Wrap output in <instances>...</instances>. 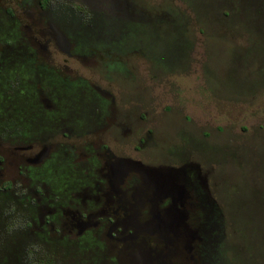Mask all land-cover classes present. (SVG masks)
Masks as SVG:
<instances>
[{
    "label": "flooded vegetation",
    "instance_id": "obj_1",
    "mask_svg": "<svg viewBox=\"0 0 264 264\" xmlns=\"http://www.w3.org/2000/svg\"><path fill=\"white\" fill-rule=\"evenodd\" d=\"M156 3L24 0L27 24L15 9L5 10L8 18L1 25L25 27L30 38L7 42L5 35L0 41V74L12 57L21 60L22 120L28 126L24 147L10 144L9 156L20 153L19 174L28 184H40L24 191L31 224L53 233L64 228L89 254L114 253L112 264H231L224 255L236 253V244L234 238L225 240L223 213L214 198L226 179L224 171L212 172L216 152L184 136L182 149L165 151L171 144L162 158H150L154 130L138 135L154 108L131 113L121 107L116 86L134 77L132 58L152 80L193 65L180 36L185 33ZM76 20L84 27L76 28ZM31 22L39 26L41 41L31 36ZM110 33L118 42L102 43ZM30 84L32 93L24 89ZM32 109L35 116L29 118ZM29 128L38 133L28 136ZM184 131L189 132L178 134L177 145L184 142ZM188 147L209 159L207 168L185 155Z\"/></svg>",
    "mask_w": 264,
    "mask_h": 264
},
{
    "label": "rangeland",
    "instance_id": "obj_2",
    "mask_svg": "<svg viewBox=\"0 0 264 264\" xmlns=\"http://www.w3.org/2000/svg\"><path fill=\"white\" fill-rule=\"evenodd\" d=\"M148 1L165 6L160 13L173 15L174 26L185 33L180 36L188 43L187 61L193 65L185 73L152 80L143 64L132 58L134 77L116 86L121 107L131 113L154 108L138 135L141 138L148 129L154 130L156 149L150 158H162L163 149L171 144L175 146L165 151L182 149L185 137L216 152L212 172L219 176L224 171L226 179L214 198L223 213L225 240L234 238L236 244V253L226 252L225 260L245 264L246 258L251 264H264V0ZM11 8L18 12L19 21L24 18V0H0V41L7 35V42H30L25 27L1 25L8 18L5 10ZM73 24L84 27L80 20ZM32 26L31 36L41 41L39 26ZM60 26L67 28L61 22ZM113 38L107 34L102 43H117ZM11 59L0 74V264H112L114 253L94 250L89 254L75 246L74 237L66 235L64 228L53 233L51 227L33 226L26 214L24 191L40 184H28L19 174V169L24 170L20 153L10 157V144L15 149L24 147L20 145L28 128L22 120L26 105L21 60ZM33 87L24 89L32 93ZM31 104L36 106L37 99L31 98ZM34 111L26 116L34 117ZM183 129L189 132L181 134L184 142L177 145ZM28 130L31 137L38 133ZM185 153L207 168L209 159H203L200 151L197 154L188 147Z\"/></svg>",
    "mask_w": 264,
    "mask_h": 264
}]
</instances>
